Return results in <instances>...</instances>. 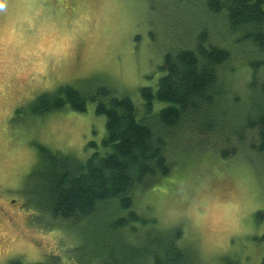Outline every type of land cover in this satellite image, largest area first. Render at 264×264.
<instances>
[{
  "label": "rangeland",
  "instance_id": "374dc122",
  "mask_svg": "<svg viewBox=\"0 0 264 264\" xmlns=\"http://www.w3.org/2000/svg\"><path fill=\"white\" fill-rule=\"evenodd\" d=\"M203 13L183 0H0V264H100L87 253L95 227H50L27 202V179L37 143L86 159L91 143L101 144L106 117L93 101L85 111L40 116L28 105L40 93L95 76L116 95H129L141 116L140 88L156 87L165 53L186 41ZM236 52L232 78L247 98L251 63L261 60L264 70V52L247 51L244 60ZM203 137L180 140L185 150L174 155L172 172L140 192L137 210L162 228L181 226L182 243L203 264H221L225 256L260 264L264 242L249 237L264 233V221L256 226L253 217L264 210V155L222 157Z\"/></svg>",
  "mask_w": 264,
  "mask_h": 264
},
{
  "label": "trees",
  "instance_id": "16d2710c",
  "mask_svg": "<svg viewBox=\"0 0 264 264\" xmlns=\"http://www.w3.org/2000/svg\"><path fill=\"white\" fill-rule=\"evenodd\" d=\"M183 3L203 7V16L186 41L165 53V73L156 87L140 88L141 116L129 95H116L95 76L40 93L28 105L40 116L66 107L85 111L93 101L106 117L101 144L92 142L95 150L86 159L37 143L38 160L27 179V202L49 218L50 227L80 222L95 227L87 253L100 264H203L182 243L181 226L162 228L157 217L137 210L140 192L172 172L174 155L185 150L190 135H203L222 157L240 151L264 155L262 61L251 63V96H243L232 78L236 50H242V60L247 51L264 52V0ZM253 217L258 226L264 210ZM249 240L264 242V233ZM228 257L221 264H235Z\"/></svg>",
  "mask_w": 264,
  "mask_h": 264
}]
</instances>
